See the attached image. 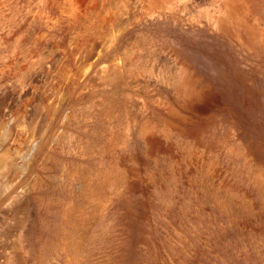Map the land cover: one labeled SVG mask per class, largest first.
I'll list each match as a JSON object with an SVG mask.
<instances>
[{
	"label": "rangeland",
	"instance_id": "374dc122",
	"mask_svg": "<svg viewBox=\"0 0 264 264\" xmlns=\"http://www.w3.org/2000/svg\"><path fill=\"white\" fill-rule=\"evenodd\" d=\"M132 1L0 0V264H264V0Z\"/></svg>",
	"mask_w": 264,
	"mask_h": 264
},
{
	"label": "bare ground",
	"instance_id": "6f19581e",
	"mask_svg": "<svg viewBox=\"0 0 264 264\" xmlns=\"http://www.w3.org/2000/svg\"><path fill=\"white\" fill-rule=\"evenodd\" d=\"M120 0H118V2H119ZM122 2H125V0H121ZM134 1V0H133ZM132 1V2H133ZM174 1H176V0H149L148 2H149V5H148V9H146L147 10V12H150L151 10H154L155 8H157V9H163L164 8V5H170L171 3L174 5L175 3H173ZM180 1V0H179ZM186 1L187 0H184V2L182 3V5L183 4H185L186 3ZM136 2H138V0H136ZM131 3V2H130ZM141 4V3H140ZM166 9V8H165ZM218 9V8H217ZM216 14H218V13H216ZM222 19V18H221ZM145 47V46H144ZM147 52L146 53H148V54H146V57H148V56H151L153 59H155V57H154V55H156L157 56V54H159L158 52H157V50H154V49H151V48H148L147 47V50H146ZM151 57H150V60H152L151 59ZM157 57H159V56H157ZM147 59V58H146ZM159 59H161V61L159 62L158 60ZM156 60V59H155ZM154 60V61H155ZM152 62L151 61V63L153 64H155L158 68L157 69H159L162 73H161V81H163V82H170L171 80L172 81H175V80H178V76H180L181 77V75L179 74V73H177L175 70H176V66L174 65V63H173V61H171V60H168V59H166V58H164V56H161V57H159L158 59H157V64L155 63V62ZM153 64V65H154ZM152 65V66H153ZM151 66V67H152ZM171 66H173L174 68H173V70H171ZM151 67H150V69H151ZM151 71H152V69H151ZM157 72H158V70H157ZM158 73H156V75H157ZM120 75V74H119ZM173 77V78H175V80L174 79H172L171 77ZM158 77V76H157ZM116 78V77H115ZM114 78V79H115ZM119 78V77H118ZM160 78V77H159ZM117 79V78H116ZM116 79L113 81V83L114 82H116ZM117 83V82H116ZM118 84V83H117ZM115 85L114 84V86H118V85ZM168 92V91H167ZM118 100V99H117ZM115 98L113 99V104L111 105V110L109 111V113H111V115H112V117L113 118H115L116 119V121L115 122H113V124H114V126H115V128L118 130V124L120 125V126H125V128H127L126 126H128V127H130L129 128V133H130V135L132 134L133 136H134V139H135V141L137 140L138 141V139H140V138H143V137H145L146 135H148V132H149V130L151 131L154 127H159L160 126V122H161V120L158 122L157 121V119L155 120L154 118H153V116H152V112L150 113V112H146V111H143L142 109H141V111H140V113L138 114V116H136V115H132L130 118H128V114L126 113V109L123 107V105L122 104H120V102L119 101H117ZM124 103V102H123ZM162 104V103H161ZM136 106V105H135ZM107 110V109H106ZM125 113V114H124ZM125 116V120H123V117ZM162 116V115H161ZM163 117V116H162ZM112 119V118H111ZM110 119V120H111ZM112 124V123H111ZM104 126V125H103ZM112 126V125H111ZM113 126V127H114ZM114 128V129H115ZM125 128H123L124 129V131L126 130ZM120 129V128H119ZM133 129V130H132ZM111 130H112V128H111ZM121 130V129H120ZM119 131V130H118ZM122 131V130H121ZM105 132V131H104ZM114 132V131H113ZM120 132V131H119ZM121 133V132H120ZM123 133V132H122ZM126 133V132H125ZM119 135V134H118ZM127 135V134H126ZM150 135H148V137H149ZM165 136V135H164ZM114 137L115 138H113V139H118V136L115 134L114 135ZM125 137V136H124ZM128 137V136H127ZM159 137V136H158ZM121 138V137H120ZM165 138V137H164ZM90 139V138H89ZM126 139V138H125ZM144 139V138H143ZM122 140H124V139H122ZM122 140L120 141V142H122ZM131 140V139H130ZM118 141H119V139H118ZM127 141V140H126ZM101 142V141H100ZM113 142V141H112ZM115 142V141H114ZM125 142V141H124ZM115 144V143H114ZM178 144V143H177ZM126 145V144H125ZM108 146V145H107ZM144 146V145H143ZM176 147V146H175ZM174 147V148H175ZM185 147V146H184ZM113 149V148H112ZM136 149V148H135ZM190 150V149H189ZM99 151V150H98ZM101 151V150H100ZM110 151V150H109ZM186 151V150H185ZM109 153V152H108ZM137 153V152H136ZM110 154V153H109ZM99 155H100V153H99ZM106 155H107V153H106ZM114 155V154H113ZM112 155V156H113ZM116 155V154H115ZM114 155V156H115ZM110 157V156H109ZM119 157V156H118ZM165 157V156H164ZM107 158V157H106ZM105 158V159H106ZM114 158V157H113ZM116 158V157H115ZM170 158V157H169ZM132 159V158H131ZM165 159V158H164ZM167 159V158H166ZM117 161V160H116ZM124 161V160H123ZM123 161H120V162H123ZM155 161V160H154ZM173 162V161H172ZM171 162V163H172ZM175 162V161H174ZM132 163V162H131ZM102 164V163H101ZM133 164V163H132ZM153 164V163H152ZM174 164V163H173ZM98 165V164H97ZM128 165H129V163H128ZM171 166V165H170ZM205 166V165H204ZM240 166V165H239ZM250 166V165H249ZM111 166H109V168H110ZM119 167H121V166H119ZM106 168H108V167H106ZM105 168V169H106ZM251 168V167H250ZM113 169V168H112ZM111 169V170H112ZM119 168H116L115 167V171L116 172H120V173H122L123 171L122 170H118ZM255 169H257V168H255ZM261 169V168H260ZM263 169V168H262ZM107 170V169H106ZM110 170V169H109ZM251 170H252V168H251ZM104 171V170H103ZM152 171V170H151ZM151 171H150V173H151ZM112 172V171H111ZM218 172V171H217ZM250 172V171H249ZM253 172V171H252ZM83 173V172H82ZM84 173H85V171H84ZM92 173V172H91ZM107 173V172H106ZM246 173V172H245ZM251 173V172H250ZM80 174H81V172H80ZM100 174V173H99ZM248 174V176H249V173H247ZM252 174V173H251ZM253 174H254V172H253ZM256 174V173H255ZM87 175V174H86ZM111 175H112V173H111ZM124 175V174H123ZM210 175V174H209ZM126 176H127V174H126ZM82 177V176H81ZM86 178H87V176H85ZM128 177V176H127ZM254 177V176H253ZM263 177V176H262ZM256 178V177H255ZM258 178V177H257ZM81 179V178H80ZM89 179V178H88ZM93 179H95V178H93ZM124 179H126V178H124ZM227 179V178H226ZM251 180H252V177L250 178ZM261 179V178H260ZM82 180H83V178H82ZM105 180V179H104ZM258 180V179H257ZM81 181V180H80ZM85 181V180H84ZM89 181V182H88ZM88 181H86L87 182V184L88 185H85V188H84V193L83 194H81V195H79V198H80V200H78V201H80V202H84V200H85V198H86V194H87V192L89 191L90 192V190L92 191L91 193H93V191H96L97 190V188H96V186L95 187H92V182H90V180H88ZM106 181H108V180H106ZM117 181H119V180H117ZM259 181V180H258ZM99 182H100V180H99ZM104 182V181H103ZM128 182V181H127ZM83 184V183H82ZM99 184V183H98ZM106 184H107V182H106ZM116 184V181H115V183H114V185ZM122 184V183H121ZM262 184V183H261ZM97 185V184H96ZM113 185V184H112ZM117 185V184H116ZM100 186V185H99ZM114 187H116V186H114ZM259 188V187H258ZM99 189V188H98ZM82 192V191H81ZM261 192V191H260ZM99 193V192H98ZM105 195V194H104ZM90 196H91V194H90ZM89 196V197H90ZM92 197V196H91ZM95 197V196H94ZM90 199V198H89ZM248 199V198H247ZM87 201V200H86ZM92 201V200H91ZM79 202V203H80ZM88 203V202H87ZM249 203V202H248ZM90 204V203H89ZM79 205V204H78ZM250 205V204H249ZM84 206V205H83ZM226 206V205H225ZM228 208V207H227ZM82 210V208L80 209V208H76V215L77 216H82L84 213V211L82 212L81 211ZM93 210V209H92ZM74 212V211H73ZM82 214V215H81ZM86 215V214H85ZM76 217V216H75ZM84 216H82V218H83ZM79 218V217H78ZM90 219V218H89ZM77 220V219H76ZM88 221V220H87ZM88 223V222H87ZM79 230V229H78ZM84 237V236H83ZM78 244V243H77Z\"/></svg>",
	"mask_w": 264,
	"mask_h": 264
}]
</instances>
